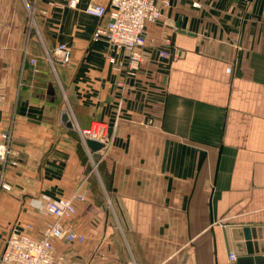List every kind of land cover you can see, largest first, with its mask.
Masks as SVG:
<instances>
[{"label":"crops","instance_id":"0c3cea01","mask_svg":"<svg viewBox=\"0 0 264 264\" xmlns=\"http://www.w3.org/2000/svg\"><path fill=\"white\" fill-rule=\"evenodd\" d=\"M72 1L35 0L32 18L28 0H0L1 252L12 226L40 237L56 221L44 204L79 192L60 223L85 241H54V264H264L231 232L259 229L264 245V0H156L135 76L93 40L107 18L85 8L107 0ZM62 43L67 65L48 59ZM94 123L97 152L81 136Z\"/></svg>","mask_w":264,"mask_h":264},{"label":"built area","instance_id":"2783aa9c","mask_svg":"<svg viewBox=\"0 0 264 264\" xmlns=\"http://www.w3.org/2000/svg\"><path fill=\"white\" fill-rule=\"evenodd\" d=\"M77 2L78 0H73L71 4L76 5ZM85 13L98 19L107 18L104 25L96 28L93 40L96 42L105 41L117 52H124L127 57V74L135 76L145 58L143 48L146 45V28L150 24L157 23L162 17V9L156 0L91 2L85 8ZM160 56L165 58L169 54L162 51ZM48 59L50 62H53L54 59L67 65L71 60V49L67 44H59L55 48L53 56L48 54ZM30 62L36 66L35 59H31ZM110 62L118 68L122 66L113 57L110 58ZM81 136L85 143L87 139H91L106 146L107 127L101 123H94L90 128L81 130ZM10 148V134L3 133L0 139V164L3 167L0 187L4 190H10V186L3 183L2 180L5 167L9 162ZM76 200L83 201L84 196L78 192L70 199L47 201L43 206L44 211L54 217L56 221L46 224L38 238L30 236L28 233L32 230L31 225H26L25 229L19 225L12 226L4 239L0 264H54V241L84 242L83 234H77L60 223L61 219H71L77 214ZM229 257L231 261L236 260V255L233 252Z\"/></svg>","mask_w":264,"mask_h":264},{"label":"water","instance_id":"95a60500","mask_svg":"<svg viewBox=\"0 0 264 264\" xmlns=\"http://www.w3.org/2000/svg\"><path fill=\"white\" fill-rule=\"evenodd\" d=\"M61 123L64 124L69 129L75 128V125L73 123V120L67 108H64L61 113ZM109 132H111V130ZM86 144L92 151H95V152L102 150L105 146L104 144L98 141H95V140H91V139H87ZM260 231L261 230L259 229H256V228L254 229V228H249V227L231 228V232L237 241L240 242L243 240L246 242L245 245L247 249H244L243 243H239L235 245L237 253L239 255L243 254L244 252H248L249 254H252L254 252V247H256L258 250L260 249L259 251L261 253H264L263 244H257V243L253 244L252 243L253 239L261 237ZM183 264H185V262Z\"/></svg>","mask_w":264,"mask_h":264},{"label":"rangeland","instance_id":"374dc122","mask_svg":"<svg viewBox=\"0 0 264 264\" xmlns=\"http://www.w3.org/2000/svg\"><path fill=\"white\" fill-rule=\"evenodd\" d=\"M34 2H35V0H28V10L30 11V14H31V17L33 18L34 16H33V14H34V6H35V4H34ZM53 61L55 62V60L53 59ZM4 237V233L3 232H1V230H0V252H1V248H2V246H3V237Z\"/></svg>","mask_w":264,"mask_h":264}]
</instances>
